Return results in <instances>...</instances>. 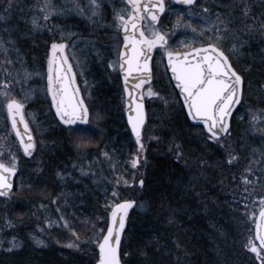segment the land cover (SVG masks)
<instances>
[{
  "label": "trees",
  "instance_id": "16d2710c",
  "mask_svg": "<svg viewBox=\"0 0 264 264\" xmlns=\"http://www.w3.org/2000/svg\"><path fill=\"white\" fill-rule=\"evenodd\" d=\"M251 1L254 5L247 0H211L213 9H210L221 15L231 10L235 26L244 29L247 20L239 13L245 6L264 23V0ZM237 2H240V7L235 10ZM0 5L2 11L4 3ZM24 6L22 2L17 4L7 21L10 27L17 28L10 32V38L15 41H19L21 34L25 35L31 29L27 22L31 11ZM84 32L69 37L67 43L70 46L75 44L81 50L95 79H106L93 51L107 54L108 47H102L107 42L100 36ZM58 36L37 32L19 42L18 58L23 70L33 74L45 73L51 44L61 43ZM245 39L247 43L237 57L229 54L228 47H222L244 81V99L233 116L231 134L227 137L231 150L238 157L237 161L228 165V155L224 149L211 141L205 142L207 134L201 127L190 123L164 70L162 91L173 96V104L166 120L159 121L162 129L156 131V140L143 155L141 164L146 159L147 165L132 169L130 160L137 145L127 123L117 120L119 109L115 105V81L110 89L101 85L87 100L90 111L94 115L95 110L107 104L106 100L111 103V108L108 116L98 123L100 133L92 142L97 147L86 150L87 161L92 164L91 157L95 150L101 156L107 153L116 162L113 164L118 175L128 179V184L132 186L125 188L124 182L112 177L110 180L105 176L103 180L101 174H97V169H91L89 163L83 165L81 162L78 165L90 171L85 180L77 183L66 175L67 179L59 180V175L66 174L63 170L73 162L72 149L76 148V143L66 138L63 127L57 122L61 129L51 135L54 139L50 144L56 146L43 149L33 125L37 149L30 158L37 157L39 152V162L34 163L38 179L29 176L23 181L24 184L21 181L15 183L17 192L25 190V194L19 195L12 207L5 205L8 197L0 198V233L5 231L1 225L8 220L18 224L9 234L17 246L11 251L0 250V264H97L99 249L96 240L104 235L109 224L110 210L106 205L115 202L111 195L113 190L119 193V202L130 200L136 204L127 220L126 239L122 241L121 252L129 253L123 257L122 264H258L254 254L247 252L243 245L249 235L254 236L251 215L254 212L257 216L260 210L259 204L253 201L258 202L264 197V160L260 158L264 146L259 138L250 135L249 130L250 112L260 111L264 116V38L255 31ZM108 59H104V64ZM17 66L18 62L15 61L12 71ZM33 105H37L41 112L49 110L54 117L48 96L36 99ZM2 119L8 124L6 119ZM173 142L180 145L184 154L179 162L169 151ZM202 161H206L203 167ZM63 162H67L65 166ZM249 167L254 170L250 177L253 183L246 186L242 183V176L247 174ZM24 169L21 167L22 174L25 173ZM141 173L146 181L143 189L139 188L138 183H131L132 178L140 179ZM256 177H260V180H256ZM246 187L251 195L245 192ZM245 196L246 200L243 199ZM64 198L68 202L65 205L61 201ZM55 200L58 203L56 208L63 209L69 227H52L48 230L51 242L43 247L38 246L33 226L35 223H46L45 219L55 214ZM234 200L248 204V215H244L242 203H235ZM15 209L18 214L21 211L22 217L14 216ZM28 220L32 224H19ZM73 231L79 236L78 242L72 235ZM72 242H77L78 247L67 249L65 245Z\"/></svg>",
  "mask_w": 264,
  "mask_h": 264
},
{
  "label": "snow or ice",
  "instance_id": "6c2138e0",
  "mask_svg": "<svg viewBox=\"0 0 264 264\" xmlns=\"http://www.w3.org/2000/svg\"><path fill=\"white\" fill-rule=\"evenodd\" d=\"M12 3L13 0H8V8L4 11H9ZM196 3L197 0H170V3H166V0H147V3H144L143 0H127V4L131 9L130 13H121L116 17L120 21L119 27L124 32V51L120 52L118 60L110 62L108 67L116 70L118 66L120 72L123 73L124 92L127 97L125 107L129 113L127 123L131 127L137 145L136 151L130 160L132 169H139L147 165L146 159L144 164H141L145 152V144L142 141V128L145 124L144 94H137L136 90L142 89L146 83L150 82L151 68L149 62L152 59L151 53L158 48L167 57L168 66L176 81V86L183 94L187 115L193 121L202 124L204 130H206L205 142L211 141L221 148L226 147L222 140L224 135L231 134L229 119L235 110L234 106L241 105L244 99V81L242 76L234 70L230 56L221 47V42L227 35H231L235 42L232 44L230 51L237 54L247 43L244 37L257 31V29L253 25L245 24L244 29L239 32H232L230 25L233 21L228 16L217 13L215 20H212L211 16L207 15L210 11L209 8L204 7L200 15L204 27L198 31L196 27L192 26L191 21L187 24L182 23L186 16L192 14L191 6ZM89 4L92 5V8L88 19L95 23L96 20L93 18L100 15V4L97 0H89ZM173 4L183 6L189 11L187 13L178 11L171 7ZM40 10L44 13L43 20L45 21L49 20L52 15L63 14L62 11L58 12L55 9V6L51 4V0H44V7ZM76 11L79 15L84 14L78 3ZM166 12H171L177 17L176 24L173 25L174 29H190L194 34L190 40L180 42L187 49L186 51H174L169 44V34L156 27L160 22V17ZM244 15H249L247 6H245ZM6 19L7 17L0 13V22H4ZM144 20L149 21V23L146 25L141 24ZM32 27L33 29L39 28L36 18L32 20ZM5 31L11 32V29H5ZM259 32L264 37V23L260 24ZM206 34V43L204 40L198 39ZM8 43H12V40L10 39ZM67 47L68 45L65 43L53 42L51 44V55L47 60L46 93L51 97V106L55 108L56 117L59 118V123L64 126L63 130L69 140L71 141L75 137L79 141L76 144L77 149H84L99 135L100 129L90 118L89 107L85 105L83 99L79 98V89L74 87L76 77L73 74V66L69 63L68 56L65 55ZM0 50L7 52L5 42L2 39H0ZM6 63H11V61H6ZM133 73L144 75L134 76ZM32 75L33 73L29 72L23 73L25 80L31 79ZM129 77L137 81L131 85V88L129 87ZM3 87L4 90L0 91V104L6 108L7 118L11 122V129L19 139V145L23 149L24 156L31 157L35 143L29 125L25 121V104L11 94L7 84ZM157 95L159 94L153 92L151 88L147 90L148 97ZM25 99H27V96ZM132 113H135V115H132ZM249 117L253 130L264 134V128L257 129L255 127L258 120L257 113L252 111L249 113ZM101 118V113L97 111L96 119ZM18 125H23V132H21ZM2 147L3 145H0V148ZM169 151L174 155L177 162L184 158L179 144L173 142V146ZM3 155V152H0V157ZM105 155L107 156V153ZM260 158L264 160V152L260 153ZM237 159L238 157L229 151L226 163L232 165ZM204 164H206V161L201 162V167ZM246 172L247 174L242 176V183L247 186L253 183L250 177L254 170L249 167ZM81 173L85 174L83 169H81ZM16 176L15 156L7 162L0 159V197L14 195L12 178ZM256 180H260V177H256ZM134 183H138L140 189L145 187L146 181L143 178V173H141V178L138 181L134 179ZM124 185L126 187L132 186L126 180ZM245 192L251 195L247 187ZM111 195L115 202L106 205L110 210L111 222L106 227V234L96 240L99 249L97 264H122L123 257L129 255L127 252H121V246L122 238H125L129 210L134 207L135 201L119 202V193L116 190H113ZM243 199L246 200L247 197L245 196ZM55 202L53 201V203ZM234 202L242 203V201L235 200ZM253 203H258L260 206L259 220L257 222L256 213L253 212L251 218L255 223V235H249L243 247L247 252L254 254L259 264H264V197H261L258 202L253 201ZM242 207L245 210L244 215H248V204L242 203ZM60 219L63 220L64 217L62 216ZM49 226H51V222H49ZM64 226L67 227V223ZM72 235L76 237L78 242V234L73 231ZM77 242L68 243L65 246L77 248ZM36 243L38 246H46L43 240H37ZM16 246L13 242V247ZM11 250L10 248L9 251Z\"/></svg>",
  "mask_w": 264,
  "mask_h": 264
},
{
  "label": "rangeland",
  "instance_id": "374dc122",
  "mask_svg": "<svg viewBox=\"0 0 264 264\" xmlns=\"http://www.w3.org/2000/svg\"><path fill=\"white\" fill-rule=\"evenodd\" d=\"M246 1V0H245ZM251 5H254V2L251 0H247ZM4 3V9L1 11V5H0V13L4 14L7 19L4 22H0V39H2L5 42V47L7 49V52L0 50V70L3 68V70L0 71V91L4 90V85L7 84L9 86V90L11 94L16 98L21 100L25 104V118L31 127L33 131V125L36 127V131L40 137V141L42 143V148L47 149L56 145H50L52 144V141L54 139L53 136L57 133L58 130L61 129L58 121L51 116L50 111L41 112L38 109L37 105H33V102L36 101V99L39 98L42 99V97H46V75L47 70L45 73L41 72L39 75L37 73H34L32 75L31 79L25 80L23 77V73L26 72L23 70L20 60L18 58L19 55V48L21 44L19 42L24 41V39H27V37H32V35H35L38 33H44L46 32L47 35H59L60 41L65 39V43H67V40L69 37L76 36L75 34L85 33L84 31H88L89 34L92 36H100L102 39H104L107 43L104 44L102 47L107 46L108 52L107 54H103L101 51H93V55L97 58L99 67L101 71L104 73L106 79H103L102 77L100 79H95L93 74H90L89 65L85 62V59L82 57L81 50L75 46V44H72L68 49V55L70 57V60L75 68L76 74L78 76V81L81 86V90L83 93V97L85 101L87 102L88 98H91V95L93 96L94 91H98V87L103 85L106 89H110L112 86V82L116 81V74L119 73V67L117 66L116 70H113L108 67L110 62H115L118 60V55L121 52V44H122V38H121V29L119 27L120 21L116 18L117 15L124 13H130L131 9L130 6L127 4V0H97V2L100 4L99 13L100 15L98 17H94L93 19L96 20L95 23L92 22V20H89L88 17L91 15V8L92 5L89 4V0H51V4L55 6V9L58 12H63V14L60 15H52L49 20L45 21L43 20L44 13L40 10L44 7V0H13L12 7L9 11H4L8 8V0H2L1 3ZM22 2V4H25L24 8H26L28 11H31L27 22L28 26L31 28L29 29L28 33L21 34V36L18 38L19 41H15L10 38V32L5 31V29H11V32H14L17 30L15 27H10L7 24V21L10 19V15L12 13V10L16 7L17 4ZM77 3L79 6L83 9V15L77 14L76 6ZM166 3H170V0H166ZM240 3V2H239ZM238 2L235 3V10H238L240 7V4ZM172 8L177 9L178 11H184L187 13L189 9L180 10L176 5H171ZM204 7L209 8V13L207 15L211 16L212 20H215V15L218 13L216 11L211 10L212 8V2L211 0H197V4L194 8L191 9V15L186 16L182 23L187 24L189 21H191L192 26L196 27L198 31L204 27L202 25V22L200 20V15L202 14V9ZM248 7V6H247ZM249 8V7H248ZM213 9V8H212ZM244 9L240 10V17L243 19L245 18L247 20L248 25H253L259 34V28L260 24L263 23L260 18L254 16L250 9H249V15H244ZM16 10V9H15ZM47 10V9H46ZM215 10V9H214ZM220 14V13H219ZM226 16H228L233 23L230 25V29L232 32H239L241 29L235 26L234 18L231 14V10H227L225 13ZM36 18L39 28L33 29L32 27V20ZM13 21V19H12ZM177 17L172 14L171 12H166L164 15V18L160 22V24L157 26V28L165 33L169 34V42L173 48L174 51H185L187 50L184 48L180 42L182 40H190V38L194 35L190 29L185 30L183 28L180 29H174L173 25L176 24ZM149 23L145 21V25ZM17 24V23H16ZM243 24H245L243 20ZM255 32V31H254ZM206 36H201L198 39L204 40V42H207ZM48 37V36H47ZM119 37V40L117 38ZM100 38V40H102ZM245 38V37H244ZM264 38V37H263ZM12 40V43H8L9 40ZM49 39V38H48ZM223 41H228L229 44H226ZM221 42V47L225 46L228 47L229 54H233L231 50L232 44L235 42L231 35H227L225 39ZM102 43V42H101ZM109 43V44H108ZM19 44V45H18ZM18 45V47H16ZM23 45V44H22ZM22 48V47H21ZM13 49V51H12ZM106 49V48H105ZM242 49L240 50V52ZM239 52V53H240ZM12 53V55H10ZM81 53V54H80ZM237 54H233L234 57H237ZM163 55V53H162ZM109 58L108 62L104 64V59ZM6 61H11V63H6ZM15 61L18 62V66L16 70L12 71L11 67H15ZM160 63V62H159ZM159 63H155L154 67V76H153V82L149 86H146L144 88V100L146 104V110H147V122L143 130V139L142 141L145 144V152L147 151V147L156 140V131L160 128L162 129L161 124L159 121L166 120V115L168 113L169 108L173 104V96L167 95L162 91L161 83L163 78V70L161 71L159 68ZM6 66V67H5ZM5 67V68H4ZM7 69V71H5ZM16 72V73H13ZM102 76V75H101ZM116 84V90H117V100L116 104L119 111L117 115V120L120 123H123V120L126 123V115H125V94L122 89V86L114 82ZM151 88L153 92L158 93L159 95L148 97L147 96V90ZM27 96V99L25 97ZM91 101V100H89ZM102 102V101H101ZM107 103V104H106ZM106 105L103 106V108H99V110L96 109L93 113L91 112V119L96 123L98 126V123L101 122L103 119H105L108 114L109 110L111 108V103L106 100ZM97 111H99L102 115V118L97 120L96 115ZM0 113L3 115L2 117L6 119V124L2 117H0V145H3L2 148H0V152H3V156L0 157V159H3L4 162H7L10 160L13 156L16 158V164H17V170L21 173V167H24L25 173H21V175L16 178V182H22L29 176H32L35 178V180L38 179V171L34 166V163L39 162V152L38 156H34L32 158L25 157L17 139L15 138V135L10 127V124L8 122L6 108L0 104ZM258 120L256 122L255 127L257 129L264 128V116L260 114V111H257ZM0 115V116H1ZM250 121V120H249ZM160 126V127H159ZM249 130L250 135L256 138H259L261 140V143L264 146V134H262L260 131H254L253 125L249 123ZM64 131V130H63ZM130 132V131H129ZM34 136L35 132L33 131ZM66 138H69L67 134L65 133ZM50 136V137H49ZM48 137V138H47ZM74 143H79L78 140H76L75 137L72 138ZM222 143L226 146L224 149L226 155H228V152L231 151V145L230 142H228L227 137L222 140ZM75 144V146H76ZM96 145H93V143L89 144L87 148L84 149H77L73 148V162L66 166V168L63 170L66 174L59 175V180L64 181L67 179L73 178L77 183H80L82 180H85L88 173L90 171H87V168H82L81 165H78L79 162L83 165L89 163L87 161V155L86 150L88 149H94L96 148ZM39 150V149H38ZM61 150V149H58ZM41 151V150H40ZM145 152L143 155H145ZM228 158V157H227ZM27 159V160H26ZM144 159V158H142ZM37 160V161H36ZM91 162L89 166H91V169H97V174L100 173L102 176V179L104 180L105 176L109 177L111 180V177L115 179H120L122 182L125 180L128 181V179H123L120 177L117 173V169L114 164L116 162L111 159V157L101 156V153H98L96 150L93 154V157H91ZM114 162V164H113ZM142 162V161H141ZM67 162H63V165L65 166ZM131 165V164H130ZM33 166V168H31ZM20 167V168H19ZM81 169H83V172L85 174L81 173ZM67 177H66V176ZM134 179L138 181V179L132 178L131 183H134ZM101 181V179L99 180ZM129 182V181H128ZM26 183V182H25ZM24 184V183H23ZM125 188H127L125 186ZM25 194V190H21L20 192H17L16 188L14 189V195H11L7 198L5 205L6 207H12L15 202L17 201V197L19 195L23 196ZM130 194V191L127 192V195ZM56 202L53 203L55 208V214L49 215L47 219H45L46 223H35L34 228L36 229V241L37 240H43L44 244H49L51 242V239L48 234V230L55 226H64L65 223H67L66 219L63 220L60 219V217H64L63 215V209L62 208H56L57 204L60 202L58 199L55 200ZM62 203L65 205L67 202V198L61 199ZM124 202V201H122ZM64 208V207H63ZM59 209V210H58ZM22 217L21 211L18 214V211L15 209L14 216ZM34 216L31 217L33 220ZM27 219V218H26ZM30 219V220H31ZM23 221L19 222V224H32V221ZM250 219H247L249 221ZM49 222H51V226H49ZM109 223H110V217H109ZM17 225L15 221H9L4 222L3 225H1L2 228L5 227V231L0 233L1 237V245L0 250H9L14 249L13 242H15L12 237H9V234L17 228ZM109 225V224H108ZM98 228L100 229L101 226L99 225V222L97 224ZM65 227V226H64ZM68 223L67 227L68 228ZM101 231V230H100ZM106 234V231L104 235ZM3 241V242H2ZM16 244V242H15ZM17 245V244H16ZM67 245V244H66ZM69 249L68 247H66ZM73 250L76 248H72ZM259 264V262H258Z\"/></svg>",
  "mask_w": 264,
  "mask_h": 264
},
{
  "label": "water",
  "instance_id": "95a60500",
  "mask_svg": "<svg viewBox=\"0 0 264 264\" xmlns=\"http://www.w3.org/2000/svg\"><path fill=\"white\" fill-rule=\"evenodd\" d=\"M143 2H144V3H147V0H143ZM196 4H197V3H196ZM196 4H195V5H196ZM195 5H193V6H191V7H194ZM179 6H180V5H179ZM130 32H131V29H130ZM121 36L124 37V32H123V30L121 31ZM65 44H67V43H65ZM123 51H124V50H123ZM50 55H51V47H50V51H49V57H50ZM65 55H67L68 58H69V55H68V47L65 49ZM166 58H167V57H166ZM167 62H168V60H167ZM69 63L72 64L70 58H69ZM72 66H73V65H72ZM169 68H170V67H169ZM233 68H234V67H233ZM234 70H235V68H234ZM235 71H236V70H235ZM170 73H171V76H172V79H173V82H174V86H175V88H176V90H177V92H178L179 98H180V100H181V102H182V104H183V106H184L183 94L181 93L180 89L176 86V81H175V79H174V77H173V74H172V72H171V69H170ZM73 74H75V77H76V73H75V69H74V67H73ZM143 75H144V74H143ZM74 87L79 89V98L84 100V98H83V96H82V92H81L80 86H79L78 81H77V77H76V82H75ZM243 91H244V89H243ZM136 92H137V94L142 93V89L136 90ZM48 96H49V95H48ZM49 99H50V102H51V97H50V96H49ZM126 99H127V97H126ZM84 102H85V100H84ZM85 105L88 107V105H87L86 102H85ZM239 106H240V105H236V106H234L235 110L233 111L232 116H231L230 119H229V123H230V131H231V128H232V118H233V116H234V114H235V112L237 111V109H238ZM184 109H185L186 116H187L188 120L190 121V123H191L193 126L201 127L202 129H204L202 124L198 123L197 121H193V120L187 115V108H186L185 106H184ZM24 110H25V108H24ZM52 110H53L54 115H55V117H56V114H55V108L52 107ZM144 111H145V124H146V122H147V114H146L145 103H144ZM125 114H126V121H127V120H128V115H129V113H128L127 110H125ZM132 115H135V113H132ZM24 117H25V113H24ZM90 118H91V114H90ZM56 119H57V121L59 122V118L56 117ZM8 121H9V124H10V126H11V122H10L9 119H8ZM25 121L27 122L26 118H25ZM27 123H28V122H27ZM145 124H144V126H143V128H142V138H143V130H144ZM28 125H29V124H28ZM60 125H61V124H60ZM127 125H128V123H127ZM61 126H63V125H61ZM18 127L20 128L21 132H23V125H18ZM63 127H64V126H63ZM128 127H129V130H130V132H131V127H130V125H128ZM29 129H30V132H31V134H32V136H33V142L35 143V138H34V135H33V132H32V130H31L30 126H29ZM204 131H205V133L207 134L206 130H204ZM13 133H14V135H15V132H14V131H13ZM131 135H132V137H133V139H134V141H135V136L132 134V132H131ZM222 135H223V134H222ZM227 136H228V135H224V138H226ZM15 137H16V135H15ZM224 138H223V139H224ZM16 139H17V141H18V143H19V139H18L17 137H16ZM19 146H20V145H19ZM20 148H21V147H20ZM21 150H22V152H23V149H22V148H21ZM34 151H35V148H34V150H33V153H34ZM33 153H32V154H33ZM18 175H19V171L17 170V176L12 178V182H13L14 188H15V181H16V178L18 177ZM14 188H13V191H14ZM1 198H5V197H1ZM135 206H136V204L134 205V207H133L132 209L129 210L128 217H129L131 211L135 208ZM258 213H259V212H258ZM127 220H128V219H127ZM256 220H257V222H258V220H259L258 214H257V216H256ZM110 222H111V221H110ZM109 224H110V223H109ZM126 225H127V221H126ZM254 235H255V224H254ZM122 241H123V238H122ZM256 243L258 244V241H257ZM0 245H1V237H0Z\"/></svg>",
  "mask_w": 264,
  "mask_h": 264
},
{
  "label": "flooded vegetation",
  "instance_id": "af4514ba",
  "mask_svg": "<svg viewBox=\"0 0 264 264\" xmlns=\"http://www.w3.org/2000/svg\"><path fill=\"white\" fill-rule=\"evenodd\" d=\"M180 10H184V9H187V8H185V7H183V6H179V5H176ZM195 7V6H194ZM194 7H191V9L192 8H194ZM165 15V14H164ZM164 15L163 16H161L160 17V22L162 21V19L164 18ZM145 21H147V20H144V21H142L141 22V24H144L145 23ZM147 22H149V21H147ZM160 22H159V24H160ZM159 24H157L156 25V27L159 25ZM121 31H122V29H121ZM226 43V44H229V42L228 41H223V43ZM169 44H170V42H169ZM171 45V44H170ZM69 47H70V45L68 44V49H69ZM124 50V48H123V37H122V44H121V52ZM186 51V50H185ZM182 52V51H181ZM48 55H49V53H48ZM151 56H152V59H151V61L149 62V66H150V68H151V80H150V82L149 83H146L144 86H143V88H142V93L144 92V88L146 87V86H149L150 84H152V82H153V76H154V68L156 69V67H154V65H155V63H159V68H160V70L162 71H164L165 70V73H167L168 74V77H169V80H170V83H171V86H172V88L176 91V93H177V95H178V92H177V90H176V88H175V86H174V82H173V79H172V76H171V73H170V68H169V66H168V62H167V58H166V56L165 55H162V50L161 49H156V50H154L152 53H151ZM125 67H126V65H125ZM75 73H76V71H75ZM133 75L134 76H139V75H143V74H141V73H133ZM76 77H77V81H78V76H77V74H76ZM116 83L119 85V83H120V86H122V89H123V91H124V81H123V73L122 72H120V70H119V73L118 74H116ZM137 81L136 80H133V78L132 77H129V87L131 88V85L132 84H134V83H136ZM78 83H79V81H78ZM79 85H80V83H79ZM161 85H162V83H161ZM81 87V86H80ZM162 87V86H161ZM82 91V90H81ZM124 94H125V92H124ZM82 96H83V93H82ZM178 97H179V95H178ZM125 100H126V94H125ZM144 103H145V100H144ZM181 104H182V102H181ZM183 105V104H182ZM145 108H146V104H145ZM146 112H147V110H146ZM35 148L37 149V141H36V137H35ZM36 152V150L34 151V153Z\"/></svg>",
  "mask_w": 264,
  "mask_h": 264
},
{
  "label": "bare ground",
  "instance_id": "6f19581e",
  "mask_svg": "<svg viewBox=\"0 0 264 264\" xmlns=\"http://www.w3.org/2000/svg\"><path fill=\"white\" fill-rule=\"evenodd\" d=\"M1 198V197H0Z\"/></svg>",
  "mask_w": 264,
  "mask_h": 264
}]
</instances>
